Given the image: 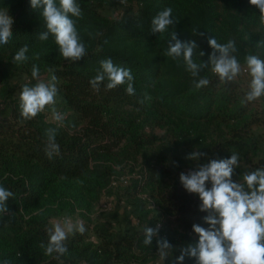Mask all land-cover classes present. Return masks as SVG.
I'll use <instances>...</instances> for the list:
<instances>
[{"label": "trees", "instance_id": "1", "mask_svg": "<svg viewBox=\"0 0 264 264\" xmlns=\"http://www.w3.org/2000/svg\"><path fill=\"white\" fill-rule=\"evenodd\" d=\"M106 1L76 0L82 16L71 18L86 55L73 62L61 55L54 35L49 33L45 41L38 38L47 31L42 10L33 9L30 0H0V10L8 9L13 18L12 36L0 44L1 79L7 83L13 73L32 76L34 64L40 73L54 74L57 111L65 114L62 127L45 111L25 119L20 96L8 94L10 112L0 115V185L13 197L0 214V264H154L158 237L152 245L143 240L145 228L158 224L159 237L171 245L159 264H177L181 249L199 238L193 225L208 228L205 217L210 212L200 210L198 194L173 180L170 159L153 150L155 137L140 132L141 116L147 124L176 131L181 145L206 153L203 158L252 153L249 170L264 167V141L260 143L252 131L264 126V108L256 106L257 100L244 101L249 88L236 81L222 83L211 71L213 50L208 44L210 38L220 44L233 40L236 51L230 54L238 62L246 63L248 55L264 60L259 9L249 0H120L129 9L109 19L102 14ZM169 7L173 25L165 33H153L152 19ZM172 32L181 41L195 40L193 60L206 65L198 76L186 70L182 55L173 59L165 54L169 43H174ZM24 45L29 48L28 60L14 63L15 53ZM109 58L131 70L134 95L127 94V83L108 90L107 79L99 91L91 87L101 61ZM199 78H207L209 84L197 89L194 80ZM49 128H57L60 149L51 159L45 153ZM129 159L140 162V176L125 186L123 194L141 225L118 235L104 226L85 225L83 234H69L64 255H46L40 245L48 243L46 230L56 208L63 203L73 209L87 207L113 185L115 166ZM181 264L197 262L185 256Z\"/></svg>", "mask_w": 264, "mask_h": 264}, {"label": "clouds", "instance_id": "2", "mask_svg": "<svg viewBox=\"0 0 264 264\" xmlns=\"http://www.w3.org/2000/svg\"><path fill=\"white\" fill-rule=\"evenodd\" d=\"M249 3L259 9L260 21L264 24V0H249ZM30 5L33 9L42 10L47 31L39 35L41 41L47 40L51 33L64 58L76 62L86 55L76 22L71 18L82 16L81 7L76 0H59V4L56 0H30ZM173 23L172 9L169 7L152 19L151 30L153 33H165ZM12 25L13 18L8 14V9L0 10V44H6L12 36ZM171 40L174 43H169L165 54L173 59L182 55L186 70L192 77L198 76V70L206 65L193 60V51L197 47L195 40L181 41L175 32L171 33ZM208 44L213 50L209 54L211 71L222 83L234 81L242 71L237 58L230 54L236 51L235 42L229 40L226 44H220L215 38H210ZM28 51L27 45L22 46L13 57L14 63L27 61ZM200 55L204 53L201 52ZM245 60L251 80L244 101L251 102L264 96V60L257 55H248ZM31 75L37 83L31 87L27 84L22 87L19 105L21 116L32 119L44 112L47 106H52V119L58 126H64L65 114L57 111L54 106L58 93L57 77L53 74L45 82L40 79V70L35 64ZM105 79L108 81V90L127 83V94H135L131 70L114 65L110 58L101 61V70L90 80V85L99 91L100 84ZM194 84L199 89L207 86L209 80L199 78L194 80ZM56 135L57 128L45 131V153L50 159L59 154ZM206 155L193 151L187 159L199 161ZM238 165L239 156L233 153L229 158L210 159L198 164L194 170L180 173L179 180L183 188L189 193L198 194L202 201L200 210L208 211L210 215L205 217L208 228L193 225V231L199 237L198 242L181 249V254L176 257L177 264H181L185 256L194 257L197 264H264V167L245 172L243 182H234L232 176ZM10 197H13V193L0 185V214L7 211L6 201ZM159 228V224L155 228L146 227L143 243L152 245L153 238L158 237L156 246L161 260H164L167 256L165 249L171 245L166 238L159 237ZM46 231L48 243H41V248H45L46 255L58 253L62 256L68 251L64 242L69 234H83L86 228L82 220L73 221L71 217H64L62 220L51 221V227ZM4 264L9 262L4 261Z\"/></svg>", "mask_w": 264, "mask_h": 264}, {"label": "rangeland", "instance_id": "3", "mask_svg": "<svg viewBox=\"0 0 264 264\" xmlns=\"http://www.w3.org/2000/svg\"><path fill=\"white\" fill-rule=\"evenodd\" d=\"M127 9H129V6L120 0H107L103 6L102 14L109 19H114L119 17ZM240 65L242 71L234 81L245 88H249L248 86L251 77L246 70V63H240ZM40 79L48 82L50 80V76L48 73L43 72L40 73ZM36 83L37 80L24 73L11 74L7 83L3 82L0 77V101H3H1L2 103L0 104V115L7 116L10 112V99L8 94L13 98L18 97L20 96L22 87L24 85L27 84L31 87ZM54 106L57 110L59 109V101L57 96L56 104ZM256 106L258 108H264V96L257 99ZM51 107L52 106H47L45 108V112L48 115L47 118L50 121H54L52 119ZM136 115V113L133 114V116ZM137 122L139 124V130L141 133H149L155 137V145L153 150L163 153L170 159L172 170L174 172V175L172 176L173 180L180 182L179 175L181 172L187 173L190 170H194L198 164L206 163L210 159L207 158V160L203 157H201L199 161L187 159L190 153L197 150H194V148L191 149L187 144L181 145L180 137L176 131H170L167 128L147 124L143 121L142 116L139 118V120H137ZM252 131L255 135V138L258 139L260 143L261 141H264V126L259 128L255 127ZM213 137L215 138V134ZM167 149H171L173 152L170 153L167 151ZM253 157L254 156L252 153L239 156V165L234 170V174L232 176L234 182H243V174L245 172H250L248 164L250 160L253 159ZM127 161L129 162L125 163L123 166H115V170L118 171V173L114 175L116 178H114L113 185L107 189V191L102 190L98 194L96 200L90 202L87 207H78L75 209L63 203L58 208H56L55 216L51 219V221L58 219L62 220L64 217H71L73 221L77 219L82 220L84 225H89L91 229L104 226L117 235L123 231L140 226V221L137 220L136 216L132 215L129 203L123 194L125 186L128 185L133 179H136L140 176V162L138 164L135 162H130L133 161L132 159ZM137 161H141L140 157H138ZM208 186L210 187V184ZM141 196L142 198H145L144 195ZM104 201L110 203V210H105L102 207ZM150 208L153 211V215L157 216L159 214L154 204L151 203ZM198 239L199 238L194 240V244L198 242ZM157 255V260L154 264H159L160 261H163L161 260L159 253Z\"/></svg>", "mask_w": 264, "mask_h": 264}, {"label": "built area", "instance_id": "4", "mask_svg": "<svg viewBox=\"0 0 264 264\" xmlns=\"http://www.w3.org/2000/svg\"><path fill=\"white\" fill-rule=\"evenodd\" d=\"M45 111V110H44ZM43 113V112H42ZM55 122V121H54ZM56 124H57V122H55ZM111 205H110V203L109 202H107V201H104V203H103V205H102V207L105 209V210H110L111 209V207H110Z\"/></svg>", "mask_w": 264, "mask_h": 264}]
</instances>
